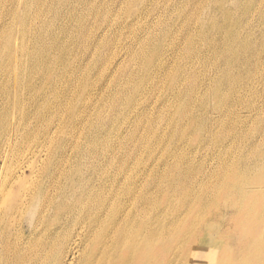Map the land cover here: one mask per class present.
I'll return each mask as SVG.
<instances>
[{
	"label": "bare ground",
	"instance_id": "bare-ground-1",
	"mask_svg": "<svg viewBox=\"0 0 264 264\" xmlns=\"http://www.w3.org/2000/svg\"><path fill=\"white\" fill-rule=\"evenodd\" d=\"M0 264H264V0H0Z\"/></svg>",
	"mask_w": 264,
	"mask_h": 264
},
{
	"label": "rangeland",
	"instance_id": "rangeland-1",
	"mask_svg": "<svg viewBox=\"0 0 264 264\" xmlns=\"http://www.w3.org/2000/svg\"><path fill=\"white\" fill-rule=\"evenodd\" d=\"M202 17H204V16H202ZM70 164H71V166H72V165H74L75 163L71 162ZM70 164H69V167H66V169H70Z\"/></svg>",
	"mask_w": 264,
	"mask_h": 264
}]
</instances>
